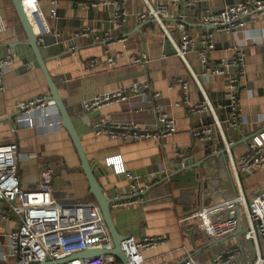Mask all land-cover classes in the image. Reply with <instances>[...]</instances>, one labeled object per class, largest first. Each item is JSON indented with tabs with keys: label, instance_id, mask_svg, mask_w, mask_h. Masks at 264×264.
I'll list each match as a JSON object with an SVG mask.
<instances>
[{
	"label": "crops",
	"instance_id": "obj_1",
	"mask_svg": "<svg viewBox=\"0 0 264 264\" xmlns=\"http://www.w3.org/2000/svg\"><path fill=\"white\" fill-rule=\"evenodd\" d=\"M191 1L192 6L185 12L182 1L177 9L172 10L175 19L167 20L169 32L178 40L184 31L195 41L193 50L186 55L187 63L217 117L224 120L226 112L222 107L230 97L228 82L223 77L203 78L197 53L201 36L208 33L201 23L202 16L236 0ZM38 2L50 31L37 42L38 51L68 110L84 154L96 169L104 195L113 200L111 216L117 232L121 236L136 238L164 237V244L143 253L145 264H178L188 255L199 264L207 261L211 264L218 252L236 246L240 235L212 242L200 233L197 220L180 222L199 204L209 201L207 191H217L214 199L221 200L234 194V189L224 160L219 156L221 148L215 140L211 146L194 139L191 134L192 130L211 123L209 114L199 116L191 112L203 96L158 25L153 21H137L135 14L143 9L140 0H127L130 16L121 27L110 22L113 5L92 9L86 7L87 0ZM53 9L56 17L50 18ZM179 24L183 25L182 30L178 29ZM84 27L94 28L95 32L71 41L76 44V53L68 52L66 44ZM209 32L214 42V50L209 54L211 64L230 61L240 51L245 53L244 79L240 81L238 91L241 108L239 132L227 134L234 142L232 154L239 156L246 151L247 142L243 144L241 141L264 132V14L230 35ZM106 34L112 40H106ZM106 50L116 56L113 67L105 66ZM6 55L11 63L3 75L0 91V143H17L21 187L33 189L37 186L40 164L44 161L53 168V196L58 204L93 202L88 183L79 168L78 156L54 104L48 108V122L52 127H24L12 133L11 123L16 116L17 103L41 96L49 98V89L11 1L0 0V60ZM132 56H143L145 64L132 63ZM89 59H98V65L88 68ZM177 78L188 81L185 93L174 85L173 80ZM142 82L149 84L144 96H130L87 113L81 110L80 105L86 100ZM153 92L159 94L154 101L150 100ZM156 107L164 110L175 124V132L161 140L122 142L105 136L95 137L91 132V122L106 116L118 124L133 122L150 126L155 120ZM176 149L183 151L182 157L175 156ZM114 156H120L124 168L141 181L142 188L148 186L140 202L128 204V201L121 200L128 199L129 182L125 176L114 175L104 164L107 158ZM241 179L245 199L250 202L264 188V166ZM115 197L118 200H114ZM14 226L13 222L0 220V256L8 244L7 231ZM230 239H234L231 245L228 243ZM211 243L215 244L211 247H215L209 250L207 246ZM236 263L244 264V261L238 256Z\"/></svg>",
	"mask_w": 264,
	"mask_h": 264
},
{
	"label": "built area",
	"instance_id": "obj_2",
	"mask_svg": "<svg viewBox=\"0 0 264 264\" xmlns=\"http://www.w3.org/2000/svg\"><path fill=\"white\" fill-rule=\"evenodd\" d=\"M86 7L96 9L100 6L113 5L110 10V22L116 26H123L128 18L127 0H87ZM185 8L191 7V0H140L143 9L135 14L137 21H153L170 42L175 55L182 60L188 68L189 76L198 87L203 100L191 108V112L199 116L209 114L211 123L192 130L194 139L204 144L213 145L214 140L221 150L225 151L226 171L232 183L234 194L228 198L215 200L217 191H207V203H201L197 209L189 213L180 222L197 220L200 233L208 240L216 242L236 233L242 229L241 239L236 246H228L218 252L211 259V264H237L239 256L244 264H264V188L261 193L247 202L242 189V177L250 172H256L264 166V132L253 135L246 143V151L234 156L231 146L234 142L227 136L228 132H239L241 108L238 91L240 81L244 79L245 53L238 52L230 61H220L216 64L209 62V54L214 50L212 34L230 35L243 30L253 23L259 15L264 14V1L236 0L218 11H209L201 18L207 29V34L200 38L198 58L202 66L203 78L223 77L228 82L230 97L222 107L226 118L220 120L214 107L203 91L201 84L190 69L186 55L193 50L195 41L182 32L175 40L169 32V22L175 19L172 10L177 9L180 2ZM55 5L56 3L53 2ZM22 9L31 25L37 42L49 34V27L43 16L38 0H21ZM50 18L56 17L55 9L50 11ZM34 29L37 31L35 32ZM178 29H183L179 24ZM95 32L94 28L84 27L73 34L66 44L67 51L76 53V44L73 40L80 37H89ZM58 37L59 35H55ZM106 40H112L106 34ZM122 41V40H120ZM105 66L113 67L116 56L110 55L106 50ZM134 64L143 66V56H132ZM98 59H89L88 68L98 65ZM8 55L0 60V91L3 87V75L10 65ZM183 93L187 90L188 81L183 78L173 80ZM149 90L147 82L134 83L115 92L98 95L81 103L82 112L95 111L112 102L124 101L130 96L145 95ZM159 97L153 92L150 100ZM185 99V98H184ZM151 101H148V103ZM53 103L44 96L35 99L20 101L16 105V116L11 123L12 133L19 128L36 129L37 127H52L48 122L50 113L48 108ZM155 120L150 126L137 123L118 124L110 117H98L91 122V132L95 137L105 136L112 140L122 142L158 141L175 132L173 119L159 108H154ZM18 146L15 141L0 143V220L13 222L15 226L7 231L8 244L0 256V264H122L115 256L108 254L114 246L109 230L104 222L100 209L95 201L74 205H60L53 196V168L48 162H42L39 170V182L33 189H23L18 175L17 156ZM183 151L176 149L175 156L182 157ZM105 167L111 169L117 176H125L129 182L130 192L127 195L128 204L140 202L144 189L140 180L133 177L123 166L120 156L105 160ZM114 200H118L115 197ZM112 207V206H111ZM162 236L138 237L125 236L120 242V249L127 264H145L143 253L153 250L164 244ZM249 245V246H248ZM85 250H98L101 255L91 256L83 260L69 257ZM250 258L252 261H249ZM178 264H199L192 256H187L184 262Z\"/></svg>",
	"mask_w": 264,
	"mask_h": 264
},
{
	"label": "water",
	"instance_id": "obj_3",
	"mask_svg": "<svg viewBox=\"0 0 264 264\" xmlns=\"http://www.w3.org/2000/svg\"><path fill=\"white\" fill-rule=\"evenodd\" d=\"M10 1H11L12 5L15 9L17 18L19 19V22L22 26V29L26 35L28 45L32 49L34 58L38 64L40 70L42 71L44 78H45L46 84H47L48 89H49V98L48 99L54 104L55 108L57 109V112H58L60 119H61L62 127L67 132V134L70 138V141H71V143H72V145L76 151V154H77L79 162H80L79 168L82 171V173L85 177V180L88 183L89 195H91L94 198V201L98 205L100 212L102 214V217L104 219V222H105V224L109 230L114 248L107 253L115 256L122 264H127L126 259H125L124 255L120 249V242L125 236H121L117 232L115 225H114V222H113V219H112V216H111V206H112L113 200L109 199L107 196L104 195L102 187L100 186V184L97 180L96 169L93 167V165L90 164V162L87 160V158L84 154V151H83L81 143H80V137L78 136V134L74 130V127L71 123V118H70V115L68 113V110H67L65 104L63 103V101L60 99L58 91H57L54 83L52 82L49 74H48V71H47L46 66H45V61L40 56V53L38 51L37 39H36L35 34L31 28V25H30L26 15L22 9L21 0H10ZM261 1H263V0H261ZM183 9L185 12L186 11L185 6ZM205 29H210V27L206 26ZM248 140H249V138H246L243 141H241L240 143L245 144ZM232 147L233 146H231V149H232ZM219 156H221L223 158L224 163L226 165L225 151L221 150L219 153ZM180 163H182V159H181ZM183 165L185 166V162H183ZM183 168H185V167H183ZM241 231L242 230L240 228H238L236 233L233 234V237H237L238 235H240ZM212 245H215V244L211 243L207 247H211ZM101 254H103V252L98 251V250H85L81 253H78L76 255L69 257L68 260H70V259L83 260V259H86L88 257L97 256V255H101ZM185 260H186V258L182 259L181 261L184 262ZM44 264H46V263H44Z\"/></svg>",
	"mask_w": 264,
	"mask_h": 264
},
{
	"label": "rangeland",
	"instance_id": "obj_4",
	"mask_svg": "<svg viewBox=\"0 0 264 264\" xmlns=\"http://www.w3.org/2000/svg\"><path fill=\"white\" fill-rule=\"evenodd\" d=\"M233 242H234V239H232V240H231V239L228 240V243H230L229 245L233 244ZM214 247H215V246L210 247L209 250L212 249V248L214 249ZM199 256H200V255H199ZM199 256H198V257H199ZM204 260H205V259H204ZM196 262H197V261H196ZM205 264H210V263H209V261H207V262H205Z\"/></svg>",
	"mask_w": 264,
	"mask_h": 264
},
{
	"label": "bare ground",
	"instance_id": "obj_5",
	"mask_svg": "<svg viewBox=\"0 0 264 264\" xmlns=\"http://www.w3.org/2000/svg\"><path fill=\"white\" fill-rule=\"evenodd\" d=\"M34 31L36 32L37 30H36V29H34Z\"/></svg>",
	"mask_w": 264,
	"mask_h": 264
},
{
	"label": "trees",
	"instance_id": "obj_6",
	"mask_svg": "<svg viewBox=\"0 0 264 264\" xmlns=\"http://www.w3.org/2000/svg\"><path fill=\"white\" fill-rule=\"evenodd\" d=\"M93 201H94V199H93Z\"/></svg>",
	"mask_w": 264,
	"mask_h": 264
}]
</instances>
